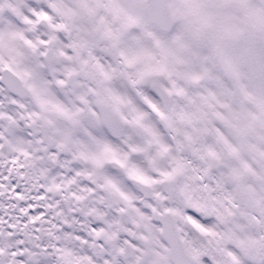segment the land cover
<instances>
[{
  "label": "snow or ice",
  "instance_id": "1",
  "mask_svg": "<svg viewBox=\"0 0 264 264\" xmlns=\"http://www.w3.org/2000/svg\"><path fill=\"white\" fill-rule=\"evenodd\" d=\"M0 264H264V0H0Z\"/></svg>",
  "mask_w": 264,
  "mask_h": 264
}]
</instances>
